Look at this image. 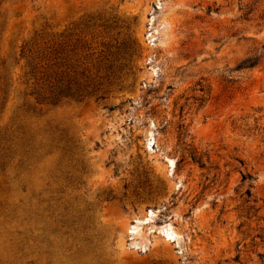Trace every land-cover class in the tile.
I'll use <instances>...</instances> for the list:
<instances>
[{
  "label": "rangeland",
  "instance_id": "1",
  "mask_svg": "<svg viewBox=\"0 0 264 264\" xmlns=\"http://www.w3.org/2000/svg\"><path fill=\"white\" fill-rule=\"evenodd\" d=\"M0 264H264V0H0Z\"/></svg>",
  "mask_w": 264,
  "mask_h": 264
},
{
  "label": "trees",
  "instance_id": "2",
  "mask_svg": "<svg viewBox=\"0 0 264 264\" xmlns=\"http://www.w3.org/2000/svg\"><path fill=\"white\" fill-rule=\"evenodd\" d=\"M261 58L262 55L256 54L245 57L237 64V68H252L260 63ZM190 158L193 163H197L200 167L203 166V163L201 162V158L199 156L191 155ZM245 179L246 177L242 175V181H245Z\"/></svg>",
  "mask_w": 264,
  "mask_h": 264
},
{
  "label": "bare ground",
  "instance_id": "3",
  "mask_svg": "<svg viewBox=\"0 0 264 264\" xmlns=\"http://www.w3.org/2000/svg\"><path fill=\"white\" fill-rule=\"evenodd\" d=\"M166 236H167V237H169V235H168V234H167Z\"/></svg>",
  "mask_w": 264,
  "mask_h": 264
}]
</instances>
